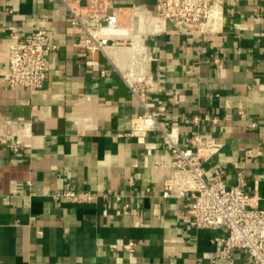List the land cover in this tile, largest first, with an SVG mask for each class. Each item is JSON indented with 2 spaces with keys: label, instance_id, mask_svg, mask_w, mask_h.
<instances>
[{
  "label": "crops",
  "instance_id": "1",
  "mask_svg": "<svg viewBox=\"0 0 264 264\" xmlns=\"http://www.w3.org/2000/svg\"><path fill=\"white\" fill-rule=\"evenodd\" d=\"M93 24L114 11L123 27L89 67L60 1L0 0V74L9 45L46 29L57 47L42 88L8 87L0 78V131L22 141L20 151L0 142V264H248L236 249L232 263L215 258L212 242L223 229L197 228L191 200L163 197L170 153L163 132L128 135L144 106L123 74L129 43L144 42L159 90L149 104L183 145L204 135L222 143L208 164L227 167L228 186L244 171L246 193L264 209V0H226L216 30L198 32L172 23L161 33L132 25L136 6L156 0L74 1ZM132 25V27H131ZM106 70V74H102ZM64 189L90 190V201L58 198ZM134 240L133 255L124 244Z\"/></svg>",
  "mask_w": 264,
  "mask_h": 264
},
{
  "label": "built area",
  "instance_id": "2",
  "mask_svg": "<svg viewBox=\"0 0 264 264\" xmlns=\"http://www.w3.org/2000/svg\"><path fill=\"white\" fill-rule=\"evenodd\" d=\"M55 1V0H50ZM68 10L70 22L83 30L79 45L83 48L87 66H98L95 55L105 52L109 46L127 44L128 39L118 40L109 35L112 29L123 27L116 12L99 16L96 23L85 21L84 13L74 1L60 0ZM226 0H156L153 8L136 6L131 16L132 25L140 32L156 34L166 31L168 24L183 30L198 32L214 31L222 20ZM131 25V27H132ZM125 28V27H123ZM134 47L133 57L123 77L134 96L144 106V113L133 118L128 135L146 137L149 133L162 130L165 145L170 153L167 162L159 165L169 169V176L162 188L163 197H186L191 200L188 213L197 228L223 229L224 234H215L212 242L217 247L215 258L232 263L234 251L245 249L248 264H264V209L254 203L255 196L244 190L246 176L237 170L238 181L228 186L225 182L226 165L220 162L208 164V160L221 149L222 143L209 141L202 134H196L194 147L181 144L161 124L152 106L149 94L159 90V80L150 71L153 57L149 46L144 43H129ZM57 47L51 41L46 29H37L9 45V63L0 78L8 87L42 88L49 80L48 62ZM102 70V74H106ZM0 142L16 152L22 148V141L13 134L0 131ZM68 201L93 200L97 194L90 190L64 189L56 194ZM138 242L131 240L124 249L133 255Z\"/></svg>",
  "mask_w": 264,
  "mask_h": 264
}]
</instances>
